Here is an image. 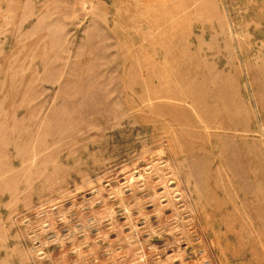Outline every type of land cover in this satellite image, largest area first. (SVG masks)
Segmentation results:
<instances>
[{
  "label": "rangeland",
  "instance_id": "rangeland-1",
  "mask_svg": "<svg viewBox=\"0 0 264 264\" xmlns=\"http://www.w3.org/2000/svg\"><path fill=\"white\" fill-rule=\"evenodd\" d=\"M0 264H264V0H0Z\"/></svg>",
  "mask_w": 264,
  "mask_h": 264
}]
</instances>
